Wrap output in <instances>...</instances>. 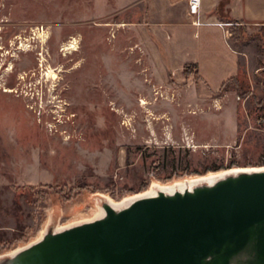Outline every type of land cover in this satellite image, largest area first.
I'll list each match as a JSON object with an SVG mask.
<instances>
[{
	"label": "rangeland",
	"instance_id": "obj_1",
	"mask_svg": "<svg viewBox=\"0 0 264 264\" xmlns=\"http://www.w3.org/2000/svg\"><path fill=\"white\" fill-rule=\"evenodd\" d=\"M129 22L113 0H0V256L91 220L99 195L264 168V32L232 22L251 63L212 92Z\"/></svg>",
	"mask_w": 264,
	"mask_h": 264
},
{
	"label": "water",
	"instance_id": "obj_2",
	"mask_svg": "<svg viewBox=\"0 0 264 264\" xmlns=\"http://www.w3.org/2000/svg\"><path fill=\"white\" fill-rule=\"evenodd\" d=\"M251 169V168H250ZM63 228L0 264H264V170L229 174Z\"/></svg>",
	"mask_w": 264,
	"mask_h": 264
},
{
	"label": "crops",
	"instance_id": "obj_3",
	"mask_svg": "<svg viewBox=\"0 0 264 264\" xmlns=\"http://www.w3.org/2000/svg\"><path fill=\"white\" fill-rule=\"evenodd\" d=\"M120 13L128 12L129 25L144 32L147 44L160 49L169 71L198 87L217 92L250 66L248 49L231 44L232 22L249 35L264 32V0H202L201 27L188 17V0H113ZM186 71L189 75H186Z\"/></svg>",
	"mask_w": 264,
	"mask_h": 264
},
{
	"label": "bare ground",
	"instance_id": "obj_4",
	"mask_svg": "<svg viewBox=\"0 0 264 264\" xmlns=\"http://www.w3.org/2000/svg\"><path fill=\"white\" fill-rule=\"evenodd\" d=\"M66 50H73L74 52L77 51L76 48V44L75 42L68 45L66 47ZM54 78H56V75H53ZM257 170H264V168H251V169H234V170H229V171H224L221 173H215V174H210L208 176L205 177H197V178H192L189 180H185V181H181V182H175L169 185H154L152 186V188L144 193L138 194V195H134V196H130L128 198H125L124 200H122L121 202H116L113 199H111L108 196L102 195L112 206L116 207V208H120L122 206H126L128 204H130L131 202H133L134 200H137L139 198H144V197H152L155 196L157 193V190H162V191H168V192H173L174 190L177 189H184L185 187H189L194 185L195 183L198 182H213L221 177H224L226 175L229 174H234V173H239V172H244V171H257ZM104 215V210L100 209L98 212L95 213L94 217L92 218L93 220L101 218ZM91 219V220H92ZM43 233H41L40 237L38 240H40L43 237ZM16 252V251H15ZM15 252L10 253L11 255H13Z\"/></svg>",
	"mask_w": 264,
	"mask_h": 264
},
{
	"label": "built area",
	"instance_id": "obj_5",
	"mask_svg": "<svg viewBox=\"0 0 264 264\" xmlns=\"http://www.w3.org/2000/svg\"><path fill=\"white\" fill-rule=\"evenodd\" d=\"M202 0H188V17L193 27H201Z\"/></svg>",
	"mask_w": 264,
	"mask_h": 264
},
{
	"label": "trees",
	"instance_id": "obj_6",
	"mask_svg": "<svg viewBox=\"0 0 264 264\" xmlns=\"http://www.w3.org/2000/svg\"><path fill=\"white\" fill-rule=\"evenodd\" d=\"M186 75H189V72L188 71H186ZM235 79V78H234ZM234 79H232V80H234Z\"/></svg>",
	"mask_w": 264,
	"mask_h": 264
}]
</instances>
